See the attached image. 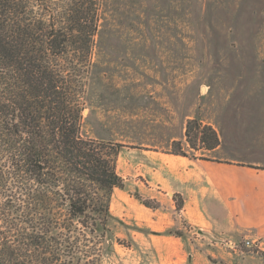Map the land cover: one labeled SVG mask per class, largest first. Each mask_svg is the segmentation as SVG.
<instances>
[{"label":"trees","instance_id":"16d2710c","mask_svg":"<svg viewBox=\"0 0 264 264\" xmlns=\"http://www.w3.org/2000/svg\"><path fill=\"white\" fill-rule=\"evenodd\" d=\"M101 6L0 0V264H102L112 247L110 204L125 188L116 172L124 146L80 133ZM184 140L192 151L220 144L198 119L186 122ZM168 153L194 158L181 141ZM173 200L180 212L182 198Z\"/></svg>","mask_w":264,"mask_h":264},{"label":"rangeland","instance_id":"374dc122","mask_svg":"<svg viewBox=\"0 0 264 264\" xmlns=\"http://www.w3.org/2000/svg\"><path fill=\"white\" fill-rule=\"evenodd\" d=\"M92 61L81 121L84 138L126 141L132 133L127 137L140 140L146 96L174 89L178 96L189 80L195 83L185 95L208 105L217 120L221 114L264 120V0H102ZM203 81L209 85L207 96L197 92ZM182 144L193 156L185 140ZM124 183V190L112 194L113 242L102 264H193L192 255L204 250L196 243L203 234L183 221L174 200V209L167 210L169 203L156 209L170 213L167 227L157 223L150 229L144 222L153 224L156 210H146L133 195L150 199L137 185ZM238 248L256 249L243 243Z\"/></svg>","mask_w":264,"mask_h":264},{"label":"crops","instance_id":"0c3cea01","mask_svg":"<svg viewBox=\"0 0 264 264\" xmlns=\"http://www.w3.org/2000/svg\"><path fill=\"white\" fill-rule=\"evenodd\" d=\"M184 65L191 70L196 67ZM188 83L178 96L176 89L172 94L164 91L146 96L140 140L127 137L130 133L126 141L120 140L122 137L100 141L124 146L116 160V172L137 185L142 197L161 206L169 203L167 210L174 209V195L182 198L180 217L204 236L203 241L196 240L204 250L192 255L193 264H212L209 257L220 260L218 264H264L259 255L264 253V120L228 114L217 120L208 105L199 106L188 99L185 92L195 81ZM203 83L197 92L207 96L209 85ZM191 119L210 125L220 144L213 150L193 151L194 158L169 154L173 141H184L185 125ZM158 211L151 212L156 216L153 224L144 222L149 228L157 223L167 227L170 213ZM245 240L254 244L253 252L238 248Z\"/></svg>","mask_w":264,"mask_h":264},{"label":"built area","instance_id":"2783aa9c","mask_svg":"<svg viewBox=\"0 0 264 264\" xmlns=\"http://www.w3.org/2000/svg\"><path fill=\"white\" fill-rule=\"evenodd\" d=\"M243 244L248 248V247H254V244L251 242V241H249V240H245L244 242H243Z\"/></svg>","mask_w":264,"mask_h":264}]
</instances>
